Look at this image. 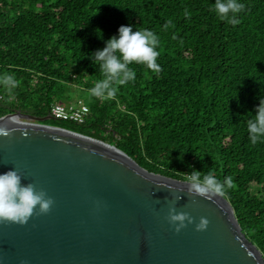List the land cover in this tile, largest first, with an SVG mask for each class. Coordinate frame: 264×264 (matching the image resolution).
<instances>
[{"label": "trees", "instance_id": "16d2710c", "mask_svg": "<svg viewBox=\"0 0 264 264\" xmlns=\"http://www.w3.org/2000/svg\"><path fill=\"white\" fill-rule=\"evenodd\" d=\"M241 2L232 25L216 17L215 0H0V76L17 84L11 94L0 87V118H44L61 96L89 92L84 123L44 124L110 144L172 180L193 170L231 177L222 197L264 261V142L247 133L264 98V0ZM122 25L158 35L161 71L133 64L135 81L101 101L89 91L103 79L89 57Z\"/></svg>", "mask_w": 264, "mask_h": 264}, {"label": "water", "instance_id": "95a60500", "mask_svg": "<svg viewBox=\"0 0 264 264\" xmlns=\"http://www.w3.org/2000/svg\"><path fill=\"white\" fill-rule=\"evenodd\" d=\"M50 120L0 118V127L18 129L0 137V174L15 169L54 202L24 225L0 221V264H264L222 196H189L185 182ZM171 207L194 223L177 233ZM202 217L209 225L198 232Z\"/></svg>", "mask_w": 264, "mask_h": 264}, {"label": "clouds", "instance_id": "9594fccd", "mask_svg": "<svg viewBox=\"0 0 264 264\" xmlns=\"http://www.w3.org/2000/svg\"><path fill=\"white\" fill-rule=\"evenodd\" d=\"M244 8L241 0H215L213 4L216 17L232 25L240 23L238 16ZM185 15H188L187 11ZM171 24L172 21L168 20L164 27L167 28ZM159 45L160 38L152 30L134 31L131 25L120 26L117 35L105 41V46L89 57L103 75V79L89 89L91 94L101 101L115 98L121 86L135 81L136 72L133 64L142 65L152 72L159 73L161 71V66L157 62ZM16 86V80L12 75L0 76V87L10 94ZM17 130L0 127V137H10ZM247 133L252 144L264 142V98H260L254 114L247 121ZM200 173L193 170L187 174L185 183L189 196L211 199L212 195L223 196L228 189L234 187L231 177H226L221 182L211 172L203 176ZM22 179L15 169L0 174V221L24 225L37 208L41 214H46L52 207L54 202L45 192L37 191L31 183L23 184ZM168 221L175 226L177 233L194 223L188 213H178L175 207L169 209ZM208 225V219L202 217L196 224V231L203 232L207 230Z\"/></svg>", "mask_w": 264, "mask_h": 264}, {"label": "built area", "instance_id": "2783aa9c", "mask_svg": "<svg viewBox=\"0 0 264 264\" xmlns=\"http://www.w3.org/2000/svg\"><path fill=\"white\" fill-rule=\"evenodd\" d=\"M49 115L58 121L82 124L89 115V109L81 102H77L76 105L69 107L60 104H53L50 108Z\"/></svg>", "mask_w": 264, "mask_h": 264}, {"label": "rangeland", "instance_id": "374dc122", "mask_svg": "<svg viewBox=\"0 0 264 264\" xmlns=\"http://www.w3.org/2000/svg\"><path fill=\"white\" fill-rule=\"evenodd\" d=\"M66 100L67 99H65L61 96L58 103L65 106V107L74 106L77 104L78 101L82 102L86 106L87 105L90 106L93 103V100L90 98L89 92H80V91L72 92L70 101H66ZM22 121H24V120H22Z\"/></svg>", "mask_w": 264, "mask_h": 264}]
</instances>
